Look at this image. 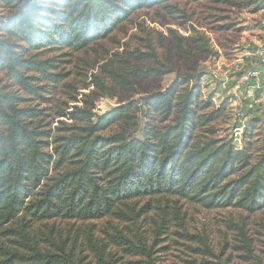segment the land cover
<instances>
[{
	"label": "trees",
	"instance_id": "trees-1",
	"mask_svg": "<svg viewBox=\"0 0 264 264\" xmlns=\"http://www.w3.org/2000/svg\"><path fill=\"white\" fill-rule=\"evenodd\" d=\"M174 1L0 0V75L11 83L0 87V264H82L84 248L97 264H118L113 247L154 264L152 247L117 227L101 231L102 238L94 236V225L88 227L85 244L61 234L57 242V221H135L147 213L137 210L140 200L173 203L177 220L178 201L209 210H264V138L254 158L249 127L241 148L232 133L222 139L204 134L227 105L209 112L212 103L205 99L201 76H182L163 91L106 113L81 100L83 106L51 114L46 94L66 76L54 58L41 56L85 52L111 39L139 11ZM133 55L139 61L151 57ZM97 65L87 89L95 86L107 96V80L130 83L106 58ZM127 75L143 81L165 72L135 67ZM51 117L58 120L56 127L46 123ZM157 207L162 209L160 203L151 209ZM162 216L155 222L156 241L171 223L167 213ZM39 225L47 228L46 236Z\"/></svg>",
	"mask_w": 264,
	"mask_h": 264
},
{
	"label": "rangeland",
	"instance_id": "rangeland-1",
	"mask_svg": "<svg viewBox=\"0 0 264 264\" xmlns=\"http://www.w3.org/2000/svg\"><path fill=\"white\" fill-rule=\"evenodd\" d=\"M261 4L264 0H176L168 7L139 11L111 39L98 42L85 52L63 50L44 54L40 58H54L58 70L66 76L63 84L55 89L49 87L50 93L46 94L51 102V114L56 116L59 109L76 104L83 106L78 104L81 100L95 104L97 112L98 106H102L99 113H106L163 91L180 77L193 74L201 76L205 99L212 103L209 112L227 105L226 113L204 134L230 138L235 112L242 109L255 136L252 150L255 158L264 138V75L247 85L237 97L225 92L220 83L233 84L240 75L239 62L264 46V7L257 9ZM134 53L151 54V59L139 61L133 57ZM105 58L130 82L124 87L107 80V96L95 86L86 88L91 83V75L98 72L97 63ZM252 59L246 61L244 71L254 62ZM135 67L141 70L158 68L165 75L141 81L127 75ZM9 83L0 75V87ZM45 106L48 105L42 107ZM51 121L56 127L58 120L53 121L51 117L46 123ZM178 202L180 220L175 219L173 203L140 200L137 210L147 213H141L135 221L117 218L86 224L57 221V242L60 243L61 234L71 241L76 240L78 245L85 244L84 231L88 227L95 226L93 233L98 238L103 237L101 231L117 227L133 241L140 237L152 247L154 264H264V210L250 214L237 208L209 210L186 201ZM159 203L162 209H151ZM164 213L171 223L166 234L156 241L155 222L160 223ZM36 228L44 233L47 230L41 225ZM111 251L118 253V264H146L147 261L143 257L126 255L115 247ZM80 257L82 264H97L95 255L87 248L82 249Z\"/></svg>",
	"mask_w": 264,
	"mask_h": 264
},
{
	"label": "built area",
	"instance_id": "built-area-1",
	"mask_svg": "<svg viewBox=\"0 0 264 264\" xmlns=\"http://www.w3.org/2000/svg\"><path fill=\"white\" fill-rule=\"evenodd\" d=\"M251 58H253L254 62H251V65L244 71L243 68L247 65L245 64L246 61H249ZM237 68L240 71L239 78L236 80L233 89L228 91V93L234 94L236 97L247 85L254 81H259L262 74H264V46L257 48L252 54L249 53L246 58L239 62ZM222 84L224 90L227 91V82ZM97 109L99 112L102 106H98ZM234 120L236 124L232 128V137L235 144L241 148L243 146L244 134L249 127L248 116L242 109H239L235 112Z\"/></svg>",
	"mask_w": 264,
	"mask_h": 264
},
{
	"label": "crops",
	"instance_id": "crops-1",
	"mask_svg": "<svg viewBox=\"0 0 264 264\" xmlns=\"http://www.w3.org/2000/svg\"><path fill=\"white\" fill-rule=\"evenodd\" d=\"M254 89H255V87H254Z\"/></svg>",
	"mask_w": 264,
	"mask_h": 264
}]
</instances>
